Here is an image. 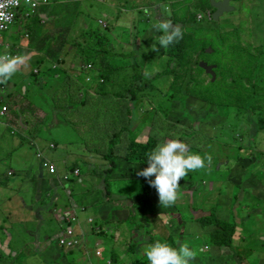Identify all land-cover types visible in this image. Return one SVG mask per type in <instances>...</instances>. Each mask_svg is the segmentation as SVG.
I'll return each instance as SVG.
<instances>
[{"label": "rangeland", "instance_id": "1", "mask_svg": "<svg viewBox=\"0 0 264 264\" xmlns=\"http://www.w3.org/2000/svg\"><path fill=\"white\" fill-rule=\"evenodd\" d=\"M230 5L232 11H224L214 20L212 13L215 7L210 4V0H48L33 15L17 19L2 33V37L5 43L21 48V71L29 72L35 83L26 105H29L31 113H35V118L37 113H43V119L50 115L45 123L49 129L46 133H62L63 127L71 122L80 128V132L84 129L83 134L89 130L87 137L76 145L80 149L86 148L88 153L71 156L73 159L80 158L65 166L63 173L67 176L66 183L75 181L78 176L80 182L85 179L87 184L101 182L103 186L102 175L98 174L101 177L99 180L95 172L86 175L83 169L91 167L99 173L108 166L104 153L99 150L102 147L101 133L91 127L97 110L101 112V121L107 123L102 115L106 104L98 89L99 84L110 77L108 91H104L112 97L106 100H110V107L117 109L121 106L125 110V119L115 122L117 130L128 125L129 137L139 142L148 141L150 136H155L158 143L168 138L179 139L192 152L205 158L204 168L190 171L181 179L176 203L165 207L166 211H177L184 219L177 228V232L183 234V237L179 235L178 240L181 239L182 244H189L192 249L209 244V236H197L195 228L189 231L184 223L196 226L197 217L211 214L216 216L215 223L219 228H222V221L237 225L235 246L248 257L241 256V261L235 256L234 248H224V254L219 255L224 257L229 251L231 258H224L219 264H264V0H230ZM145 9H148L147 14ZM104 14L109 15L107 26L99 23L101 18L106 20ZM161 19L171 20L196 40L194 47L188 46L190 49L182 56V63L176 61L169 65L167 50L159 47L155 39L161 33L153 25ZM188 19L191 20V29L193 26H202L204 22L209 27L200 32L188 31L185 27ZM154 43H157L158 52L152 48ZM69 45L74 49L70 50ZM4 48L0 47V54ZM57 52L59 54L56 57L46 55ZM40 57L45 59V69L37 72ZM201 60L213 67L214 75L200 66ZM54 61H62L64 66L68 63L67 72L73 78L69 81V76L63 79L70 90L67 98L77 97L73 93L75 89H80L82 93L81 96L78 93V102L82 104V101L87 100L93 108L89 123L85 121L88 116L83 114L73 99L69 100L71 104L67 105L70 108L66 111V103L60 98L64 96V88L60 86L62 77L59 81H53L54 75L48 74L54 70L51 65ZM134 64L140 66L144 76L148 74L147 78L167 68H174L176 72L158 77L152 88L143 90L133 99ZM197 74L203 80L194 81ZM15 77L9 80L13 81ZM210 81L223 83L224 88L211 89L208 84ZM4 86L6 83H0L3 93ZM228 91L232 92L230 95L234 99L230 103L224 99ZM234 91L239 94L246 91L248 102L243 104L244 101ZM55 97L60 98L63 107L56 108L50 103ZM220 97L222 101L218 102L216 98ZM55 109L58 110L54 112ZM56 118L59 120L56 121ZM49 124H55V127L51 129L53 125L48 127ZM38 133L44 147L39 146L49 149L53 141L46 143L42 130L39 129ZM124 138L117 153L128 144ZM119 155L118 174L125 171L129 175L135 164L126 158L123 150ZM208 156H211L210 163L207 161ZM46 161L53 162L44 160L45 167ZM76 169L79 170L78 174L75 173ZM139 182H145L147 188H153L143 177ZM255 183L263 184L262 189L256 187ZM80 189L75 185L73 192H81ZM256 193H261V196H255ZM155 196H158L157 192ZM157 206L159 204L156 203L151 209L156 212ZM151 209L148 212L140 205L137 212L139 216L134 218L144 223L140 228L144 229L148 225L152 232H155L154 228L158 231L150 234L147 240H168L166 226H170L168 221L172 222L173 219H169L162 211L155 214ZM76 212V230L81 223L87 230L90 225L94 226L86 220L89 216L83 218L90 211L76 209ZM132 212L136 214L134 210ZM63 219L67 220L64 214ZM210 227L212 231L217 229L215 225ZM201 229L206 231L203 225ZM175 232L172 230V233ZM203 250L207 251L206 246L190 264L211 263ZM248 250L252 253L248 254ZM134 252L135 248H131L129 257L121 259L118 264H132ZM7 253L4 249L3 254ZM11 255L14 256V252ZM125 256L126 253H123L122 257ZM11 262L12 259L9 261L6 258L4 264Z\"/></svg>", "mask_w": 264, "mask_h": 264}, {"label": "crops", "instance_id": "2", "mask_svg": "<svg viewBox=\"0 0 264 264\" xmlns=\"http://www.w3.org/2000/svg\"><path fill=\"white\" fill-rule=\"evenodd\" d=\"M104 17L106 21L107 18L109 19L107 14H104ZM16 46L21 51V48L18 45ZM69 46L70 50L74 49L72 45ZM44 63L45 59L40 57L38 60L39 67L36 68L37 72L45 69ZM51 65H53L54 70L49 71L48 74L54 75L52 77L53 81H59L62 77L60 86L64 88L63 90H67V81L69 80L64 81L63 79L66 76L73 78L67 72L69 70L68 63L66 62L64 66L62 61H54ZM13 76H16L13 81L8 80L5 82L4 93L0 90V109L4 104L9 107L7 113L0 114L2 117L0 119V264H4L6 258L9 261L12 259L11 264H99L103 260L95 255L97 248L102 250L103 257L110 255L109 257L114 258L117 264L121 259L128 258L130 249L135 248V252L132 253L135 260L132 264H148L144 249L155 243V240H147V238L150 234L158 233V231L154 228L155 232H152L148 225L144 229L137 228L130 221V217L132 215L139 216L137 212L140 205L149 212L156 203L159 204L157 206L158 211L155 212L153 209L151 211L155 214L162 211L169 219H173L172 222L168 221L170 226H166L167 238L176 246H180L182 241L181 239L178 240V237L179 235L183 237V234L177 232V228L182 225L184 219L177 211H171L170 209L166 211V208L161 206L159 197L155 196V188H147L145 182H139L142 177L138 176L137 173L147 166L133 163L135 165L132 166L133 170L129 175H126L125 171L118 174L119 167H117V170L109 177V194L105 192V182H102L103 186L101 187V182H88L87 184V182H84L85 179L80 182L79 177L76 176L75 181L66 183L67 176L63 173L65 166L67 163L80 158L73 159L71 156L88 153L86 148L80 149L76 145H79L82 138L84 140L87 137L89 130L83 134L84 129L80 132V128H77L71 122L63 127L62 133L52 132L54 136L46 133L49 129L45 126V123L46 120H49L50 115H47V119H43V113L39 110L42 115L37 113L35 118V113H31L29 105H26L29 101L27 98L30 97L35 85L30 73L22 72L21 67H19V70ZM63 83L65 84L63 85ZM18 85L20 91H18ZM79 93L81 96L82 92ZM80 96L77 93V97ZM77 97L67 98V94H65L60 98L66 103L65 106L71 104L70 99L77 102L83 114L88 116L85 121L89 123L93 109L89 102H87V105L79 103L80 98ZM60 98L55 97L50 103L54 104L56 108H61L64 104L60 103ZM67 108H70L69 105H67ZM67 108L66 111H68ZM57 110L55 109L54 112ZM66 118L69 117L66 116ZM57 120L59 118H56ZM30 127H32L31 130H29ZM48 127L52 129L55 124H49ZM39 129L46 137V143L53 141L49 144V149H43L39 146H43L41 143L43 140L38 133ZM33 148H35V151ZM40 154L41 157H39ZM86 158L81 157V159ZM44 160L53 161L52 163L56 169L53 172L48 171L47 167L43 165ZM129 168L131 169V167ZM105 169L106 167L104 170L102 168L98 173V171L88 167L86 170L83 169V172L86 175L95 172L96 177L100 174L104 179ZM102 171L103 173H101ZM98 178L101 180V177ZM193 184L197 185V183ZM263 184H257L256 187L259 186L262 189ZM75 185H78L82 191L74 193L73 187ZM255 196H261V193H256ZM76 209L90 211L83 218L93 217L98 219V224L97 226L90 225L87 230L84 224L81 223L79 229L76 230L80 237L79 243L74 248H66L60 244L58 239L65 226L63 214L76 215ZM132 210L136 214H133ZM175 210L178 209L175 208ZM168 212L170 214H167ZM213 216L205 214L200 215L197 219ZM213 219L216 220V216ZM86 220L88 219L86 218ZM215 220L209 224L198 221L196 226H189L191 223H184V225L189 231L195 228L197 236L210 237L213 232L211 225H215L216 230H219ZM29 223L31 226H29ZM201 224L205 226V232L201 229ZM144 230L145 232H142ZM172 230L176 232L172 233ZM51 234L53 236H50ZM205 246L207 251L203 250V253L211 261L210 264H219L224 258H231L229 257L231 255L229 251L226 252L224 257L219 255V253L224 254V248H229L228 246L217 245L211 239L210 243ZM204 247L194 246L193 250L199 255L201 254L199 251ZM3 248L8 252L6 255L3 254ZM107 250L110 251L108 255ZM12 252H14V256L11 255ZM246 252L248 254L252 253L250 250ZM123 253H126L125 257H122ZM236 257L243 261L242 257ZM243 257L246 256L243 255Z\"/></svg>", "mask_w": 264, "mask_h": 264}, {"label": "clouds", "instance_id": "3", "mask_svg": "<svg viewBox=\"0 0 264 264\" xmlns=\"http://www.w3.org/2000/svg\"><path fill=\"white\" fill-rule=\"evenodd\" d=\"M25 2L28 3L30 0H25ZM144 11L146 14L148 13V9ZM153 27L157 32L161 33L155 39L159 47L165 50L183 37L181 27L174 25L171 20L161 19ZM157 43H154L152 48L158 52ZM20 65V58L8 54H0V83H5L11 79L18 71ZM147 75L145 73L146 77ZM146 161L148 166L139 171L137 175L147 179L149 185L155 188L159 202L163 207H170L176 203L182 178H185L190 171H196L205 167L204 157L199 153L192 152L188 145L181 140L173 138H168L158 143L147 154ZM207 161L211 162V156L207 157ZM144 254L147 257L148 264H190L197 256V252L187 243L181 244L179 248H176L167 241L161 240H157L155 243L147 246L144 249ZM106 258H111L117 264L112 257H103V255L99 257L103 261Z\"/></svg>", "mask_w": 264, "mask_h": 264}, {"label": "trees", "instance_id": "4", "mask_svg": "<svg viewBox=\"0 0 264 264\" xmlns=\"http://www.w3.org/2000/svg\"><path fill=\"white\" fill-rule=\"evenodd\" d=\"M210 4H211V2H210ZM190 21L191 20L188 19V21L185 23V27L188 29V31L192 28V25L189 26ZM205 27H207V28L209 27V24L206 22H204L202 24V26H198V27L193 26V29H191V30H194L196 32H200ZM195 42H196L195 39L190 38L186 34V32L183 31L182 39H179L178 41L171 44L166 49L167 54H168L169 65L172 62H176V61L182 63L183 62L182 56L186 55V52L190 49V48H188V46L190 45V46L194 47ZM58 54H59L58 52H57V54H55V53L47 54L46 53V55H48L50 57H54V56L56 57V56H58ZM133 69H134V79H135V83L134 82L132 83V85H133V92H132L133 96L131 98H133V99H135L137 97V94L143 92V90L148 89V88L149 89L152 88V86L154 84V80L157 79L158 77H161V76L166 75V74H173L174 72H176L174 70V68H167L165 70L158 71L154 75V77L147 78L142 74V71H141L140 66L138 64H134ZM217 74L219 76H221V74L219 72ZM66 77H68V76H66ZM109 78L105 79L104 82L100 83L99 89H98V91L104 92V93L99 92V94L101 95L103 101L106 104V107L104 108V112L102 113V115H103V118L106 119L107 123L105 124L104 120L101 121V112L99 110H97L94 113V116L92 114V116H93V123L92 124L93 125L91 127L94 129H98V131H100L102 147L99 148V150H102V152L104 153V155H103L104 159L108 161L107 162L108 166H106L105 177H104L105 192L107 194L110 193V191H109V177L113 172H115L117 170L118 158L120 157L119 154L121 153V150L124 151L125 156L129 161H132L135 164L148 166V163L146 161L147 160V154L150 153L155 148V146L158 144L157 138L155 136H150L148 138V141H146V142H139L134 138H130L128 135V130H130L128 125L124 126L120 130H117L118 125H117V123L115 124V122L118 119L124 118L125 110L121 106L117 109H114V108L109 106L110 100H106V99H111L112 96L110 95L109 92L108 93L105 92V91H108L107 84H108ZM68 80H71L70 76H69ZM199 80H203V77H201L199 74H197V77L194 79V81H199ZM208 84H209L211 89H216L220 86H222L224 88L223 83L216 84L215 82L210 81V82H208ZM79 92L80 91L75 89L73 94H77ZM234 92L239 96V99L241 101H244L243 104L245 102H248L249 97L247 98L246 91H243L242 94H239L236 91H234ZM231 93H232L231 91H228L227 95H225V96L223 95L224 99H226L229 103L233 102V100H234L233 97L230 95ZM63 94L69 95L70 90L69 89L63 90ZM216 100H218V102H221L222 98L221 97L216 98ZM82 104L87 105V100L82 101ZM215 105L220 107L218 105V103H215ZM254 105H255V102L253 103V106ZM65 107L67 108V105ZM120 121L121 120H119L118 122H120ZM104 131L106 133H104ZM190 133H192V132H190ZM123 136L125 137L124 139H125V141L128 142V144L126 145L125 148H120L118 150V153H117L118 146L122 142ZM188 137L190 138L191 136H188ZM134 216L135 215H132L130 217V221L135 224V227H137V228L142 227L144 225V223L138 222L136 220V218H134ZM213 217H204V218L201 217L198 219V221H200L201 223H204V224H209L211 221L215 220V219H213ZM221 224H222V228H219V230L213 231L211 233V235H210L211 241L217 245H223V246H228L229 248H234L235 241H236L235 236H236V232H237V225L235 223H227L225 221H222ZM162 241H167L173 247L178 248L170 240H162ZM234 253L236 256L240 255L239 256L240 258H241V256L244 255L242 252L238 251L236 248H235Z\"/></svg>", "mask_w": 264, "mask_h": 264}, {"label": "built area", "instance_id": "5", "mask_svg": "<svg viewBox=\"0 0 264 264\" xmlns=\"http://www.w3.org/2000/svg\"><path fill=\"white\" fill-rule=\"evenodd\" d=\"M47 2L48 0H30L28 3H26L25 0H0V47L5 46V50L2 54L20 58V49L17 46L14 48L12 47L13 45L5 43L2 33L8 30L17 19L32 15L41 5L47 4ZM99 23L103 26H107V22L104 18L99 19ZM8 110V105L4 104L0 109V114L3 115L7 113ZM51 146H53V144H51ZM45 165L50 171L53 172L55 170L53 163L46 162ZM75 173L78 174L79 170L76 169ZM64 216L67 218V220L65 219L66 226H64V230L58 239L60 240V244L64 247L74 248L80 241L79 234L76 233L75 227L78 218L76 215L71 214ZM87 221L97 226L98 222L96 223V219L93 217H89ZM95 254L98 257H102L103 255L100 248L96 249ZM99 264H115V262L111 258H106L105 261Z\"/></svg>", "mask_w": 264, "mask_h": 264}, {"label": "water", "instance_id": "6", "mask_svg": "<svg viewBox=\"0 0 264 264\" xmlns=\"http://www.w3.org/2000/svg\"><path fill=\"white\" fill-rule=\"evenodd\" d=\"M211 4L215 7V11L212 14L214 20L219 18V15L222 14L224 11H232L233 7L230 5V0H210ZM200 66L205 68L209 74H213V67L209 65L206 61L201 60Z\"/></svg>", "mask_w": 264, "mask_h": 264}]
</instances>
